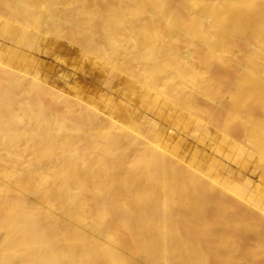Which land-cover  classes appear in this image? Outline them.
<instances>
[{
    "label": "bare ground",
    "instance_id": "obj_1",
    "mask_svg": "<svg viewBox=\"0 0 264 264\" xmlns=\"http://www.w3.org/2000/svg\"><path fill=\"white\" fill-rule=\"evenodd\" d=\"M0 264H264V0H0Z\"/></svg>",
    "mask_w": 264,
    "mask_h": 264
},
{
    "label": "rangeland",
    "instance_id": "obj_2",
    "mask_svg": "<svg viewBox=\"0 0 264 264\" xmlns=\"http://www.w3.org/2000/svg\"><path fill=\"white\" fill-rule=\"evenodd\" d=\"M60 43H62L61 45H63V47L65 49V53L64 54H66L67 57L65 58V55L62 54V56L64 55L65 59H63L61 54H59V55L57 54V56H53V55L45 56L43 54L42 57H41V60H42V63H43L42 65H43V67L45 66L44 67L45 69L43 68L44 71L46 70V72L47 71L49 73L51 72L50 74L47 73V75L51 77V78L50 77L49 78H50L51 82H53L52 85L57 90L63 92L64 94L68 95L69 97L70 96H74L73 94H71V93H73V90L71 88L69 89V87H76V86H77V90L80 88V91H82V90H84L85 92L88 91L89 93L87 92V94H91V93L94 94L93 92H95V91L102 94V92H103L102 90H104L102 87L105 86V85L108 86L109 83L107 84L106 83L107 82L106 79H105L106 81L104 80V78L101 79L100 75L94 69H92V67L91 68L89 67V64H87V63H90L89 61H91V59L90 60L82 59V55L80 53H78V51H77V53H78L77 54L74 51L75 47L72 46L71 44H69L67 41L61 40ZM60 56L62 57L63 60L60 59L61 58ZM77 56L81 57V59L80 58L78 59ZM58 58L61 61H58ZM67 60H69L70 62L69 61L65 62ZM81 60L84 61L88 66L85 63H83ZM74 63H76V64H74ZM82 63L84 64V66L86 65L85 66V70H83L84 66H83ZM77 64H79V65L81 64V65L77 66ZM90 65H91V63H90ZM73 67H75V68L77 67V68L73 69ZM81 67H82V70L80 69ZM86 68L90 69V72ZM91 70H93V71H91ZM97 75H99V76H97ZM52 77H53V79H52ZM98 77H99L100 80L98 79ZM98 82L99 83L102 82V83L99 84ZM96 84H97V86H96ZM113 85H114V83H112V86H110V85L108 86V87H111V88H107V87L106 88L104 87V88L106 90L112 91V89L115 88V87H113ZM78 86H81V87L78 88ZM82 87H83V89H82ZM96 87H98L97 90L95 89ZM99 88H100V91H99ZM109 91H105L104 90L105 93H109ZM226 154L227 153L225 152V155ZM233 165L234 164H231V166H233ZM252 180L256 181V179H253V178H252Z\"/></svg>",
    "mask_w": 264,
    "mask_h": 264
}]
</instances>
